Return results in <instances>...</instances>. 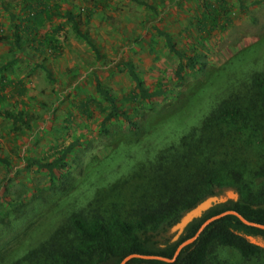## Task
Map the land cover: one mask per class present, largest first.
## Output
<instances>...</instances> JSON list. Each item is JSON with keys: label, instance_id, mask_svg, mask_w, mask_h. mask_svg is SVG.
Here are the masks:
<instances>
[{"label": "trees", "instance_id": "obj_1", "mask_svg": "<svg viewBox=\"0 0 264 264\" xmlns=\"http://www.w3.org/2000/svg\"><path fill=\"white\" fill-rule=\"evenodd\" d=\"M131 1L146 4L144 0ZM227 13L225 7L218 8L214 3H206L200 8L195 25L205 33L203 39L228 29L230 17ZM66 16L73 23L75 32L101 58L89 33L80 28L78 16L72 12H67ZM47 18L51 17L36 11L23 20L22 27L28 33L16 32L14 45L19 52H22L21 44L27 43L26 38L30 43L39 44L38 51L42 54L47 51L56 56L60 54L55 34H46L40 40L36 27ZM159 33L166 38L169 51L180 58L175 71L178 87L185 84L190 75L201 76L204 72L208 75L204 83L192 86L189 97L162 111L161 126H166L164 119L175 124L180 138L167 146L152 145L144 138L145 151L157 148L151 157L145 158H149L147 163L144 161L131 171L124 170L119 178L117 165L107 162L104 165L107 173L98 172L89 177L91 186L97 187L96 180H99L105 189L113 190L108 194L120 192L127 216L121 211L112 215L99 213L104 211L101 206L92 213L84 209L72 212L66 223L51 230L46 241L12 264H120L131 254L154 255L170 261L134 257L126 264H264V229L247 225L235 214L211 222L175 257L179 246L193 238L206 220L226 211H237L247 220L264 225V69L261 70L264 67L260 66L264 64V35L222 66L206 72L205 62L199 54L184 53L170 33L162 28ZM1 39L7 40L8 37L1 36ZM14 51L11 48L10 52ZM17 59L13 53L10 60L0 63V93L10 84L6 73L20 68ZM123 63L135 83L129 92L114 95L96 77V90L104 101L92 96L76 106L81 115L88 117L94 114L90 105L98 106L103 114V128L108 122L123 119L130 129L137 130L138 123L132 120L130 112L145 101L161 96L167 98L171 90L164 88L161 80L153 89L146 85V79L132 61ZM45 69L52 78L51 71L46 66ZM5 100V95L0 94V102ZM17 110L0 108V115L31 129L29 116L23 109ZM80 142L81 138L76 137L68 145H58L50 159L32 157L31 164L46 169L56 181L60 177L57 170L68 164V157ZM132 142L128 141L130 146L121 153L125 158L133 156ZM0 162L11 166V162L1 155ZM122 180H126L125 184L121 183ZM111 181H114L113 185L104 184ZM128 187L133 188V195ZM228 191L237 193L238 199L228 198L226 202L214 204L189 223L174 240L176 233L172 232V227L188 211L208 197L226 195ZM104 192L100 190L99 194ZM130 198L134 200L127 201ZM251 237L259 243L253 242Z\"/></svg>", "mask_w": 264, "mask_h": 264}, {"label": "rangeland", "instance_id": "obj_2", "mask_svg": "<svg viewBox=\"0 0 264 264\" xmlns=\"http://www.w3.org/2000/svg\"><path fill=\"white\" fill-rule=\"evenodd\" d=\"M144 1L146 4L110 0L108 7H104L107 11L102 12L104 16L94 18L98 19L99 27L95 23L85 28L86 11L82 17L78 16L80 26L88 30L98 46L101 58L83 38L75 36L74 31L59 37L60 61L50 63L48 56L41 55L45 57V66L52 71V78L40 67L34 82L38 89L35 96L25 99L23 105L9 104L5 108L23 109L30 118L31 129L0 115V155L11 162L9 167L0 162V264H12L46 241L51 230L66 223L72 212L84 209L92 213L101 206L105 212L99 213L112 215L121 211L127 216L120 192L108 194L113 190L105 189L99 180H96L97 187L91 186L89 177L98 172L107 173L104 166L107 162L117 165L119 178L124 170L131 171L142 162L147 163L149 158H145L151 157L157 148L145 151L144 138L147 143L161 146L180 138L175 124L164 119L166 126H161L162 111L189 97L192 86L204 83L208 75L205 72L201 76L190 75L185 84L178 87L175 71L180 58L169 52L161 40L164 37L155 31V27L166 29L184 53L199 54L205 62L206 72L222 66L264 35V0ZM92 2L94 0H63L62 4L65 10L74 8L75 4L79 8L94 6ZM236 2L241 6H234ZM206 3H214L218 8L222 4L229 12L230 22L227 30L203 39L205 33L196 27L195 17ZM72 36L74 43L70 42ZM155 36L157 45L151 49ZM127 60L136 65L146 79V85L154 89L161 80L164 88L171 91L167 98L161 96L145 101L130 112L132 120L138 123V131L130 129L123 119L108 122L104 129L101 124L103 114L98 106L90 105L94 114L88 117L81 115L76 105L92 96L104 101L96 90L95 75L114 95L129 92L135 83L124 66L123 62ZM25 62L23 59L18 66L25 68ZM260 66L264 67V64ZM76 137H80L81 142L68 157V164L57 170L58 180L53 181L46 169L31 164L30 158L50 159L58 145H68ZM130 140L133 141L134 157L125 158L121 153L128 149ZM125 181L121 183L125 184ZM113 182L104 184L113 185ZM100 190L105 192L99 194ZM127 190L133 195L132 187ZM131 199L127 201L131 202Z\"/></svg>", "mask_w": 264, "mask_h": 264}, {"label": "crops", "instance_id": "obj_3", "mask_svg": "<svg viewBox=\"0 0 264 264\" xmlns=\"http://www.w3.org/2000/svg\"><path fill=\"white\" fill-rule=\"evenodd\" d=\"M62 2L63 0H0V25L1 29L4 30V32L2 33L0 29V63L7 62L11 59L13 53L16 54L18 52V49H16V46L14 45L16 32L23 35H26L28 33L22 27L25 24L23 20H25L26 18H30L31 15H33L36 11H42L44 16L49 15V17H51L45 19L41 25H37L36 27L38 29L37 31L39 33L40 40L46 34H55V37L57 38L60 46L59 37H61L62 35L67 36L66 33L68 32L74 31V33H76L73 23L67 19V12H72L73 14H76L77 16L81 15L82 17L84 12L86 11V14H84L85 18L83 19V21H85L83 24H86L85 28L87 29L90 26H93L95 23L96 27H99L100 24L97 23L98 19L96 21L94 18L95 16H104L102 12L107 11L104 9V7H108L107 3L110 2V0H94V2H92L94 6L91 5L90 7L86 8H79L77 7V4H75L73 6L74 8H65V10L63 8L65 5L62 4ZM29 6H32V8L30 9ZM221 6L223 5L221 4ZM234 6L240 7L241 5L236 2ZM25 7H27L28 10L25 9ZM167 7L168 5H166L165 8L167 9ZM53 8L56 9L53 10ZM80 28L82 29L83 27L80 26ZM159 28L160 27H155V31H157L158 34H160ZM163 30L167 31L166 29ZM83 31L88 32V30ZM1 36H7L8 39L3 40L1 39ZM75 36L79 35L77 34ZM24 40H26L27 43L26 45L24 44V42L21 44L22 52H20L21 54L18 52L16 56L18 57V62L22 61L23 59L26 61V67L23 68L20 66L19 69L16 70L15 68L12 69L11 72L6 73L8 78L7 81L10 82V84L4 92L0 93L1 95H5L6 97V100L3 103L0 102V108H6L9 106V104L17 105L18 103H21L23 105L25 99L29 98L30 96H35V92H37L38 90L34 84V82H36L35 77L38 76L40 67L42 70L46 71L45 64L43 62V59H45V57L43 56H48L50 63H54L56 60H61L60 55L62 51L58 56H56L57 54H54V52L51 51H47V53L42 54L38 51L39 44L30 43L29 39L26 38H24ZM157 40L158 39L155 36V38L153 39V43L150 46L151 49L155 48V46L157 45ZM161 40L166 43L165 37L161 38ZM70 42H75L74 36L70 38ZM87 44L89 43L87 42ZM3 45L6 46V48L3 47ZM11 48H14L15 51L10 52ZM34 66H37V68L34 69ZM46 67L49 69L48 66ZM95 77L98 76L95 75Z\"/></svg>", "mask_w": 264, "mask_h": 264}, {"label": "water", "instance_id": "obj_4", "mask_svg": "<svg viewBox=\"0 0 264 264\" xmlns=\"http://www.w3.org/2000/svg\"><path fill=\"white\" fill-rule=\"evenodd\" d=\"M228 198H234V199H238V194L233 192V191H228L226 195H220V196H210L207 199H205L204 201H202L201 203H199L196 207H194L193 209H191L190 211H188L182 218L181 220L175 224L172 227V232H175V236H174V240H177L180 235L184 232L185 228L188 226L189 223H191L195 218L202 216V214L208 210L209 208H211L214 204L217 203H222V202H226L228 200ZM227 214H235L237 215L244 223H246L247 225H252V226H257L260 228L264 229V225L260 224V223H256V222H251L249 220H247L244 216H242L239 212L234 211V210H229L226 211L224 213H221L219 215L213 216L211 218H209L208 220H206L202 226L200 227L199 231L197 232V234L183 242L179 248L176 251L175 257L178 256V254L180 253L181 249L186 246L187 244L193 242L194 240H196V238L201 234V232L214 220L219 219ZM251 240L255 243H259L257 242L253 237H251ZM261 244V243H260ZM134 257H142V258H158V259H164L167 261H170V259L168 258H164V257H159V256H154V255H140V254H131L129 256H127L120 264H126L130 259L134 258Z\"/></svg>", "mask_w": 264, "mask_h": 264}]
</instances>
